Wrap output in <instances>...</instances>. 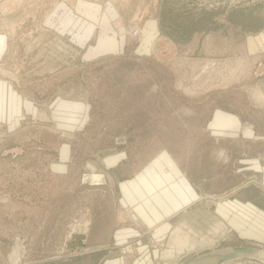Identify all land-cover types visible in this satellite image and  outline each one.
<instances>
[{"label": "rangeland", "instance_id": "obj_1", "mask_svg": "<svg viewBox=\"0 0 264 264\" xmlns=\"http://www.w3.org/2000/svg\"><path fill=\"white\" fill-rule=\"evenodd\" d=\"M0 26L1 72L37 107L15 129L0 123V264L14 249L17 264H100L99 252L72 255V234L96 248L125 226L142 237L113 247L119 264L167 263L179 237L206 247L214 230L144 226L117 184L176 160L202 196L188 212L244 178L228 160L264 150V0H0ZM60 99L79 105L65 123ZM219 111L259 139L216 142ZM236 245L264 250L235 235L215 247Z\"/></svg>", "mask_w": 264, "mask_h": 264}, {"label": "crops", "instance_id": "obj_2", "mask_svg": "<svg viewBox=\"0 0 264 264\" xmlns=\"http://www.w3.org/2000/svg\"><path fill=\"white\" fill-rule=\"evenodd\" d=\"M65 7L66 9L63 8L62 11L74 20L77 17L74 11L67 4ZM104 18L109 20L111 17L108 14ZM1 70L0 68V123L9 129H15L25 116L34 114L37 107H35L34 102L26 99L25 94L15 84V79L6 77V74ZM78 106L75 100L60 99L59 102H56V113L60 115L57 116V119L65 123V120L74 117L71 115H75V108ZM221 113L225 115V112L219 111L217 120L213 123V126L217 128L213 132L217 136L215 138L216 142L224 144L237 138L248 142L251 139H259L253 125H245L241 119L231 114L233 119L221 118L219 116ZM220 153L226 155L222 148H220ZM236 157L233 155L228 161H231L232 164H240L239 170L244 172V178L240 182L232 183L231 189L216 193L212 192L211 195L206 194L202 204L205 208L217 214L223 225L230 230L229 234L235 235L236 239L263 242L264 150L259 154L241 157L238 155ZM163 167L168 168V172L165 173ZM117 189L119 201L124 206L131 207L135 217L144 226L160 225L157 228V231L160 232L159 235L166 229L170 233V238L174 236L176 223L162 225L161 222L169 217L181 214L186 208L195 205L202 198L194 185L191 174L187 170L183 171L176 160H166L163 165L151 163L133 178L120 181L117 184ZM210 196L215 199L212 205H208ZM121 228L115 232V237L112 232L110 240L96 248H90L86 239L87 247L80 251L74 250L72 255H90V253L99 252L100 264H119V258L114 259L112 257L113 247L126 245L130 240L142 237L139 230L132 226ZM117 236L126 240L121 238V241H117ZM178 245H180L179 241ZM167 252L173 253L172 250H167ZM179 252L180 249L177 253L165 255L163 258L174 260ZM141 256L143 258V255H140L139 258Z\"/></svg>", "mask_w": 264, "mask_h": 264}, {"label": "water", "instance_id": "obj_3", "mask_svg": "<svg viewBox=\"0 0 264 264\" xmlns=\"http://www.w3.org/2000/svg\"><path fill=\"white\" fill-rule=\"evenodd\" d=\"M200 215L194 220V225L190 226V233H198L200 228H204V233L209 232V230H214V237L209 243H206V247L203 246H191L190 242L187 240V245L189 248L184 247L182 251L179 252L178 256L174 260H169V262L164 263L162 260L159 261V264H226L233 260L241 258H256L264 261V250L261 249V246H246V245H236L223 247L218 249L216 243L222 240H226L231 234L230 230L223 225L222 220L215 214L212 210H209L205 207L201 209H191L188 212L185 211L176 223L174 228V233L182 228L183 225L190 219L192 216ZM206 222H212L213 226H209ZM218 226V229L215 227ZM211 232V231H210ZM188 233V235H190ZM86 236L84 234H72V239L67 242V247L72 250L80 251L85 247L84 240ZM200 240V239H199ZM192 247V248H191ZM215 247V248H214ZM217 248V249H216ZM208 249L207 252L201 253L203 250ZM195 253L196 256L183 261V259L189 254Z\"/></svg>", "mask_w": 264, "mask_h": 264}, {"label": "bare ground", "instance_id": "obj_4", "mask_svg": "<svg viewBox=\"0 0 264 264\" xmlns=\"http://www.w3.org/2000/svg\"><path fill=\"white\" fill-rule=\"evenodd\" d=\"M130 216V215H129ZM200 215H195V217H191L190 219H188V221L185 223V225H186V229L188 230V228H190V226L191 225H194L195 223H194V220L193 219H196V217H199ZM206 224L207 225H209V226H213V223L212 222H206ZM216 229H218V226H216L215 227ZM186 239V237H182V238H178L177 239V243H178V241H179V247H180V251H182L183 250V248L184 247H186V248H189L190 246H188L187 245V240H185ZM18 242V241H17ZM20 242V241H19ZM18 246V245H17ZM192 247H193V245H192ZM191 247V248H192ZM15 248H18V247H15ZM15 250V251H14ZM13 250V254H12V257H11V259H12V263L13 264H17L18 263V261H19V255H18V252H17V249H14ZM21 252V251H20ZM10 256V255H9ZM11 261V260H10ZM20 262V261H19Z\"/></svg>", "mask_w": 264, "mask_h": 264}]
</instances>
